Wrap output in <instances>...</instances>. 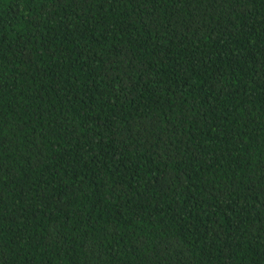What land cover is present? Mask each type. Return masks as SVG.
Instances as JSON below:
<instances>
[{
  "label": "trees",
  "instance_id": "1",
  "mask_svg": "<svg viewBox=\"0 0 264 264\" xmlns=\"http://www.w3.org/2000/svg\"><path fill=\"white\" fill-rule=\"evenodd\" d=\"M0 264H264V0H0Z\"/></svg>",
  "mask_w": 264,
  "mask_h": 264
}]
</instances>
